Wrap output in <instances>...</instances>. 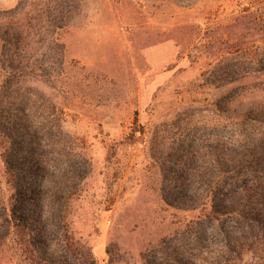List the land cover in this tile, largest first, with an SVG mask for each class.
<instances>
[{
    "label": "rangeland",
    "instance_id": "374dc122",
    "mask_svg": "<svg viewBox=\"0 0 264 264\" xmlns=\"http://www.w3.org/2000/svg\"><path fill=\"white\" fill-rule=\"evenodd\" d=\"M18 2L0 0V11ZM255 2L86 0L60 36L65 58L51 70L33 61L48 58H30L26 112L50 127L37 141L54 175L50 208L57 221L64 212L70 235L97 264H106L110 245L119 264H143L163 241L182 246L178 258L190 264H209L203 201H188L175 187L203 190L210 151L203 140L231 136L219 113L227 98L230 121L264 110V25ZM3 74L0 68V81ZM244 123L250 133L253 124ZM2 158L0 147V193L7 198ZM25 240L19 234L0 246V264H28Z\"/></svg>",
    "mask_w": 264,
    "mask_h": 264
},
{
    "label": "trees",
    "instance_id": "16d2710c",
    "mask_svg": "<svg viewBox=\"0 0 264 264\" xmlns=\"http://www.w3.org/2000/svg\"><path fill=\"white\" fill-rule=\"evenodd\" d=\"M85 1L19 0L14 8L0 11V68L4 73L0 81V147L6 183L12 191L7 198L0 193V246L19 234L25 237L28 264H97L89 247L70 235L64 212L60 220L54 218L47 186L54 178L49 152L37 142L50 127L30 121L24 86L28 79L25 72L32 67L30 58H48L33 60L38 69L44 66L48 70L65 58L60 36L80 16ZM254 4L264 25V0ZM230 101H224L218 109L221 117L216 116L222 125L231 127V136L203 140L210 150L203 156V190L187 194L184 188L175 187V193L191 202L203 201V253L209 256V264H264V110L237 116L240 122H234L236 118L230 121ZM54 115L48 112L46 120L54 118L50 121L54 122ZM243 121L253 124L250 133L242 129ZM256 127L262 128L255 133ZM22 141L27 142L24 151L20 150ZM22 154L28 158L20 157ZM179 179L189 180L186 174H180ZM164 201L172 207L171 200ZM199 234H195L198 242ZM160 247L159 255L142 258L143 264H190L178 258L185 254L183 249L178 251L182 246L163 241ZM106 255V264H119L113 245L108 246Z\"/></svg>",
    "mask_w": 264,
    "mask_h": 264
}]
</instances>
